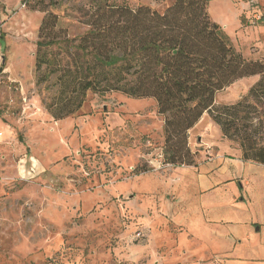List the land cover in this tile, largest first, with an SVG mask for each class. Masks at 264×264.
<instances>
[{"label":"rangeland","instance_id":"obj_1","mask_svg":"<svg viewBox=\"0 0 264 264\" xmlns=\"http://www.w3.org/2000/svg\"><path fill=\"white\" fill-rule=\"evenodd\" d=\"M109 2L163 11L174 0ZM90 4L50 8L70 42L45 50L77 76L75 45ZM208 10L244 57L264 58V0H210ZM44 15L23 0H0V264H240L220 251L226 242L214 240L217 227H207L202 173L165 162L153 97L89 90L80 108H60L63 70H36ZM252 76L217 92L215 105L246 96L261 78ZM212 121L205 112L189 130L195 166L214 138Z\"/></svg>","mask_w":264,"mask_h":264},{"label":"trees","instance_id":"obj_2","mask_svg":"<svg viewBox=\"0 0 264 264\" xmlns=\"http://www.w3.org/2000/svg\"><path fill=\"white\" fill-rule=\"evenodd\" d=\"M209 1L174 0L160 11L147 4L132 7L91 0L83 21L88 28L75 45L77 76L56 66L45 50L70 42L59 36V16L50 9L61 0H23L29 9L45 12L36 70L44 65L49 75L63 70L58 75L59 105L68 113L71 106H82L89 90L153 97L164 120L166 163L197 165L189 130L208 112L225 137L239 142L244 159L264 165V58L247 59L232 45L223 27L210 17ZM252 75L261 78L246 96L236 103L215 105L217 92Z\"/></svg>","mask_w":264,"mask_h":264},{"label":"crops","instance_id":"obj_3","mask_svg":"<svg viewBox=\"0 0 264 264\" xmlns=\"http://www.w3.org/2000/svg\"><path fill=\"white\" fill-rule=\"evenodd\" d=\"M213 123L216 132L205 146V159L189 166L202 173L205 222L217 227L214 240L226 242L221 252L230 250L240 264H264V165L244 159L240 144L230 146ZM229 150L231 156L226 155Z\"/></svg>","mask_w":264,"mask_h":264},{"label":"built area","instance_id":"obj_4","mask_svg":"<svg viewBox=\"0 0 264 264\" xmlns=\"http://www.w3.org/2000/svg\"><path fill=\"white\" fill-rule=\"evenodd\" d=\"M141 235H143L141 232H138V233H137V236H141Z\"/></svg>","mask_w":264,"mask_h":264}]
</instances>
